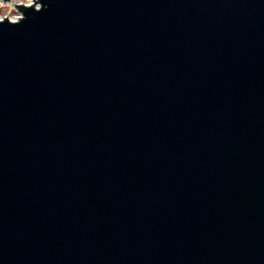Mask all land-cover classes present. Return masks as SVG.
<instances>
[{"label": "water", "instance_id": "95a60500", "mask_svg": "<svg viewBox=\"0 0 264 264\" xmlns=\"http://www.w3.org/2000/svg\"><path fill=\"white\" fill-rule=\"evenodd\" d=\"M40 3L0 24V264H264V0Z\"/></svg>", "mask_w": 264, "mask_h": 264}, {"label": "clouds", "instance_id": "9594fccd", "mask_svg": "<svg viewBox=\"0 0 264 264\" xmlns=\"http://www.w3.org/2000/svg\"><path fill=\"white\" fill-rule=\"evenodd\" d=\"M13 3L22 5L25 9L35 8L36 12H40L43 8V5L40 3V0H12ZM0 7H4L2 0H0ZM11 8V4L8 5ZM26 19L25 15L19 11V13L13 17L9 18V23L13 26H17ZM4 16L0 15V24H3Z\"/></svg>", "mask_w": 264, "mask_h": 264}, {"label": "built area", "instance_id": "2783aa9c", "mask_svg": "<svg viewBox=\"0 0 264 264\" xmlns=\"http://www.w3.org/2000/svg\"><path fill=\"white\" fill-rule=\"evenodd\" d=\"M2 3H3V5H4V7H8V5L9 4H11V10H14L15 12H17L16 14H18L19 13V11H21L19 8H20V6L19 5H17V6H15V5H13L12 3V0H2ZM15 4V3H14ZM0 8H2V7H0ZM9 8V7H8ZM7 17V19H9L10 17L9 16H4V19Z\"/></svg>", "mask_w": 264, "mask_h": 264}, {"label": "rangeland", "instance_id": "374dc122", "mask_svg": "<svg viewBox=\"0 0 264 264\" xmlns=\"http://www.w3.org/2000/svg\"><path fill=\"white\" fill-rule=\"evenodd\" d=\"M17 12H15L14 10H11V8L8 7H2L0 8V15L2 16H9V17H13Z\"/></svg>", "mask_w": 264, "mask_h": 264}]
</instances>
